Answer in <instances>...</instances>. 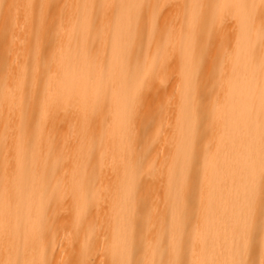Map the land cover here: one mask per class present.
Wrapping results in <instances>:
<instances>
[{
  "label": "bare ground",
  "instance_id": "1",
  "mask_svg": "<svg viewBox=\"0 0 264 264\" xmlns=\"http://www.w3.org/2000/svg\"><path fill=\"white\" fill-rule=\"evenodd\" d=\"M0 264H264V0H0Z\"/></svg>",
  "mask_w": 264,
  "mask_h": 264
}]
</instances>
